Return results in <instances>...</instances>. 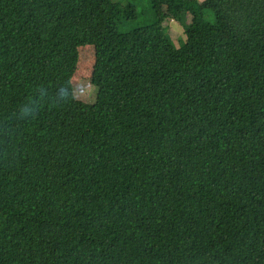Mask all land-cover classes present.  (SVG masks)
<instances>
[{"label":"trees","instance_id":"1","mask_svg":"<svg viewBox=\"0 0 264 264\" xmlns=\"http://www.w3.org/2000/svg\"><path fill=\"white\" fill-rule=\"evenodd\" d=\"M140 1L0 0V264H264V0Z\"/></svg>","mask_w":264,"mask_h":264},{"label":"rangeland","instance_id":"2","mask_svg":"<svg viewBox=\"0 0 264 264\" xmlns=\"http://www.w3.org/2000/svg\"><path fill=\"white\" fill-rule=\"evenodd\" d=\"M121 2L122 0H114ZM204 1V0H197ZM139 17L132 23L123 24L120 27L122 32H128L136 28L145 19H150L154 16H159L163 23L168 26L170 36L175 43L176 47H181L186 40L183 27L172 19L169 15L167 8L164 6H156L150 4L149 0H141L137 6ZM206 19L213 22V12H206ZM79 62L77 70L73 77V91L77 98L85 100L89 104H93L97 98V89L91 84V75L94 65L95 49L94 46L89 45L79 49Z\"/></svg>","mask_w":264,"mask_h":264}]
</instances>
